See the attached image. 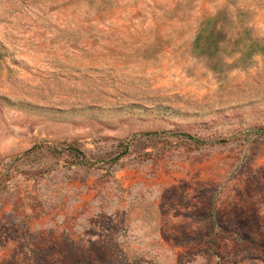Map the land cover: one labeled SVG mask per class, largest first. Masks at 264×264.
Masks as SVG:
<instances>
[{"label": "rangeland", "instance_id": "obj_1", "mask_svg": "<svg viewBox=\"0 0 264 264\" xmlns=\"http://www.w3.org/2000/svg\"><path fill=\"white\" fill-rule=\"evenodd\" d=\"M259 128L264 0H0V264H264Z\"/></svg>", "mask_w": 264, "mask_h": 264}, {"label": "trees", "instance_id": "obj_2", "mask_svg": "<svg viewBox=\"0 0 264 264\" xmlns=\"http://www.w3.org/2000/svg\"><path fill=\"white\" fill-rule=\"evenodd\" d=\"M242 14H243L242 12H238L236 15L237 18L242 16ZM233 24L234 23L232 22V24L230 25V28L234 27L236 29L237 27H235ZM244 34L246 35V37H244V35H242V36L239 35V36H237V39L241 44H245V46L242 48L247 50L248 55H252L254 52H256L260 49H263V46L260 42H258L257 40H254L247 32H244ZM215 42H216V39L204 40L201 35H199V37L197 38V43L199 45L200 44L203 45V48L207 47V50H209L208 46L211 43H215ZM214 45H216V44H214ZM263 130H264V128H259L256 130V132L261 133ZM165 133L166 132H151V133H147V134L148 135H152V134L156 135V134H165ZM181 135L188 136L187 134H181ZM36 147H38V146H35L34 148H36ZM67 150L69 152L73 153L75 156L81 157L83 162H86L87 159H86L85 154L81 150H79L77 147L69 146L67 148ZM126 151H127V148H126V150H124L121 153L124 154V153H126ZM118 158H119V156H118Z\"/></svg>", "mask_w": 264, "mask_h": 264}]
</instances>
